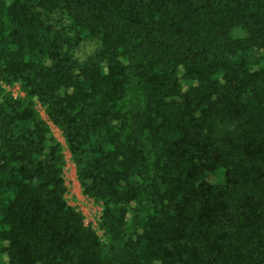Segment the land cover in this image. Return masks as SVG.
I'll return each instance as SVG.
<instances>
[{"label":"trees","instance_id":"obj_1","mask_svg":"<svg viewBox=\"0 0 264 264\" xmlns=\"http://www.w3.org/2000/svg\"><path fill=\"white\" fill-rule=\"evenodd\" d=\"M0 264H264V0H0Z\"/></svg>","mask_w":264,"mask_h":264},{"label":"rangeland","instance_id":"obj_2","mask_svg":"<svg viewBox=\"0 0 264 264\" xmlns=\"http://www.w3.org/2000/svg\"><path fill=\"white\" fill-rule=\"evenodd\" d=\"M93 49V45L89 42L82 43L80 46L79 54L81 56L87 55ZM13 94H17L18 86L9 89ZM40 114L45 118V114L42 109H40ZM51 131L57 142L62 147V152L64 154L65 164H64V176L66 184L68 186L67 201L70 205L75 206L79 209L85 219V223H90L96 228V222L98 219L100 206L93 202V200L86 198L81 191V188L76 179L75 166L70 159L69 151L65 145L64 139L62 138L60 131L50 124ZM5 259L3 258V261Z\"/></svg>","mask_w":264,"mask_h":264}]
</instances>
